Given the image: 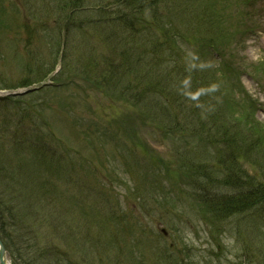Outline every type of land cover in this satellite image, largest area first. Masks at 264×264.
<instances>
[{"label": "rangeland", "instance_id": "rangeland-1", "mask_svg": "<svg viewBox=\"0 0 264 264\" xmlns=\"http://www.w3.org/2000/svg\"><path fill=\"white\" fill-rule=\"evenodd\" d=\"M45 1L55 12L54 14L48 13L47 15L44 13L42 4H37L38 0H0V20L4 16V23L7 24L5 32L0 34V83L3 87L13 85L18 83L21 78L27 77L29 72L37 71V68L31 65V61L36 58L37 53H47L46 49L48 45H51V40L55 44V39L60 37L57 23L68 25L71 22L69 26L74 25V28H72L74 31L69 35L67 41L68 53L70 54L67 63L70 68L61 70V73L55 78V83H60L63 89L60 93H56L57 96L54 97V101L51 100L52 107L49 110L44 105L38 107L42 103L41 101L46 100L44 104H50L46 95H51L52 92L48 90L39 94H32L24 99V101L26 100L25 106L33 103L39 112L43 114L44 120L36 122L42 127V133L51 134L61 149L65 145L70 149L81 151L69 155L71 159L69 160L76 170L71 174H75L73 178L75 177L77 180V190L74 191L73 189L70 192L78 195L83 200L94 198L99 192L103 193L106 201L98 200V203L109 212L110 216L114 217L116 222L119 221L120 223L117 226L118 236L115 241L112 242L104 236L100 240L97 248L98 252L91 249L87 251L88 253L84 250L83 244L80 243L81 252L73 255V262L75 264H126V262L127 264H133V259H135L137 253L134 251V246L137 243L136 239H138L137 234L140 230L149 229L153 235L164 231L162 235L168 239L167 243L175 241L176 233L180 231L179 236L183 240L178 239L180 242H175V244L181 248V253L177 252V254L184 259L186 264H234L238 252L235 244L237 230L247 220L249 225L255 222L256 215H253V209L251 217L247 214L250 208L243 212L247 217H232L222 222V226H217L221 230L220 233H222L218 244L217 241L211 238L204 226L202 217L199 215L201 213L200 209L197 206L192 208V204L196 201L186 196L189 192L196 193L192 187L196 188L197 185V183L194 184V178L190 177V181L188 180L189 186H183L182 184L186 185L188 181L178 178L179 175L176 179L170 175L174 178L172 186L176 188H173L171 183L158 178L159 169L150 163V159L155 160L158 158L160 161L170 164L175 163L178 159V151L185 149L188 154L202 153L208 144L204 142L202 147L200 143H196V140L190 137V130H196L200 133L202 131L214 142L219 140L223 131L234 130L235 125L239 128L247 127L248 132L253 133L255 137L261 135L256 131H261L262 128L249 121L245 123L242 114H238L237 118H234V111L229 107L231 102L226 94L230 90L223 89L225 88L223 85L224 78L228 75L223 67L225 64L230 63L243 65L241 68L248 65L249 68L253 69L251 62H257L260 55L264 57V32L259 30L258 26L253 25L255 31L262 34L255 37L251 33L246 38L245 34L239 37L234 33L228 40L229 42L232 40L234 43H230L229 48L226 46L222 49L215 44L219 41L217 38H214L215 42L210 43L212 36H219L218 32H211L210 27L212 30H216L219 26L223 34V26L216 19H209V16L204 14V11H208V5L217 4V0H168L167 9L170 12H163L160 20V23H164L163 27L154 26L155 19L153 17L148 18V24L144 22L147 27L143 28V33L137 39V42L143 45L144 48L139 50L138 47L129 46L126 43L124 45L116 44L113 40H107L106 42L107 28L106 24H102L106 20L102 19L103 16H113L110 13V11H113L112 9L120 8V10L127 13L126 10L134 6H125V2L120 0L117 5L113 6L114 8L102 7L96 0H88L85 4L81 1L78 10L84 12L67 18L62 13L64 9L65 13H68L71 6V4H65L68 3L67 0ZM111 1L113 2V0ZM92 6H95V8L93 9ZM173 6L177 10L171 11L170 8ZM133 10V12H136V9ZM196 11H198V14L195 16L194 22ZM231 11L233 12V10ZM200 15L203 17L200 18ZM171 16L174 21H171ZM90 17L93 20L98 18L92 27L91 23L86 24ZM208 19L209 21H207ZM34 21H37V25L32 32L24 33L23 29L19 28L22 23L26 22L33 29ZM1 25L3 24L0 23V27ZM224 25L230 29L236 27L232 19ZM162 34L166 36L179 35L177 36L178 40L176 39L177 41L173 45L174 47L165 48L161 46L158 48L160 44H157L156 47L154 46V50L148 51L147 54L145 53L146 55L143 54L150 49L146 40L151 36ZM227 38L229 37L227 36ZM132 42H135V40L131 41L130 44ZM211 44H215V46L211 48L213 46ZM206 45L210 50L215 51H211L212 57H207L205 62L200 63L202 67L211 70L210 75L202 76L198 74L190 80L184 76L174 77L173 80L180 81V83L177 82L176 85H173L174 87L170 90V93L163 94L165 103L164 101L162 103L160 93L154 94L153 92L152 99H150L151 93L145 91L139 97L144 88L152 83H154V88L157 84L158 89L162 90L164 75L169 72V75L175 76L180 75L179 71H188V68H200L197 63H193V60L198 59ZM87 47H89L88 49L94 47L98 53L90 55L84 49ZM142 49H145V51L142 52ZM175 51L184 53L185 60L179 66V71L173 73L174 67L172 66L181 63L180 55L176 54ZM116 53L120 57L115 56ZM104 55L113 61L112 67L109 65L108 60H104V63L99 59ZM152 55H156V62L161 64V67L158 69L157 66L150 70L153 74V81L150 83L146 82L148 79L143 80V72H141L143 76L130 77L136 81L135 86L138 88H135L132 104L129 108H127L128 103L118 100L119 95L117 93L109 96L111 95L110 91L102 92V87L93 85L91 77L87 78L86 81L82 79L81 71L86 72L81 67L83 61L93 60L95 63H100L99 70L105 69L104 64L109 68L116 69V65L117 67H124V65L134 67L131 62H137L145 56L152 57ZM48 57L46 56L47 60ZM138 68L136 70L131 68L130 71H137ZM101 73L99 78L105 76L106 72L101 70ZM47 80L51 81L49 78L45 79V81ZM241 82L246 90L250 89V92L254 95L257 94L258 88L257 90L253 88L255 82L249 76L244 75L241 77ZM36 85L38 84L36 83ZM225 86L232 90L236 89L230 81H226ZM102 93H105V95ZM138 106L140 111L153 113V116L160 113L162 122L154 121L152 124V119L148 120L143 116V121L150 123V126L149 124L139 126L141 137L147 141L143 143L147 145L144 146L145 149L139 146L138 151H135L136 154H133L130 159L131 155L128 157L125 151L120 153L121 148L118 144L125 140L126 133L133 129L135 118L140 112L139 109H135ZM3 108L5 106L0 105V120L7 111ZM257 119L261 122L260 125L263 126L264 108H260L257 112ZM157 122H161L158 123L160 124L159 129L152 126ZM122 130L125 132L123 135L121 134ZM5 138L8 137L0 131V141L5 140ZM219 147L222 148L225 145L220 144ZM208 155L209 160L215 161L218 155L217 147L211 148ZM191 158L193 157L191 156ZM200 159H202V156L193 158L195 161ZM170 166L172 167L173 164ZM253 166L254 169L249 171V174L255 178L259 175L261 177L260 169L256 165ZM149 169L151 172L148 171ZM1 176L3 180L0 182V194L4 191V188L6 191L7 187L9 190H12L10 188L13 187L10 185L11 182L6 181L5 178L7 177L3 176V173H1ZM152 182L157 184L160 189L163 187L162 190L163 192L165 190L166 193L163 196V201L160 197L159 205L155 204L154 206V197H149V195L152 193L155 196L156 193L154 194L153 190L157 189L155 187L149 189L150 191L147 189ZM141 185L149 193L146 194L144 202L139 203L135 200L133 191ZM102 201L105 204H102ZM138 217L141 218L142 225L136 222ZM260 221L258 220V222ZM78 222L81 223L80 218ZM128 225H132L134 228H128ZM122 228L124 229L122 230ZM177 229L179 230L177 231ZM252 229L255 230L256 227L252 226ZM12 231L10 229V232ZM39 231L40 236L45 234L43 230ZM94 232L95 230H91L90 233L93 234ZM100 234L101 236L104 235L103 232ZM24 240L29 242L28 237H25ZM159 243L155 244L156 247L153 249L161 256L159 259L167 260L168 264H176L178 255L166 249L165 244L158 245ZM14 244L18 248L24 247V243L16 241ZM182 247H188V253ZM68 254L72 256L70 252ZM152 257L149 256L148 261L152 260ZM9 258L12 264H16L10 253ZM155 259L159 260L158 258ZM44 261L43 259L39 260L41 264ZM34 264H37L36 260Z\"/></svg>", "mask_w": 264, "mask_h": 264}, {"label": "trees", "instance_id": "trees-1", "mask_svg": "<svg viewBox=\"0 0 264 264\" xmlns=\"http://www.w3.org/2000/svg\"><path fill=\"white\" fill-rule=\"evenodd\" d=\"M76 6L77 1L72 2L70 9L67 8L71 13H65V9L62 13L64 15L67 14L66 17L69 18L78 8ZM58 29L61 30V26H58ZM63 29L65 30L64 33L66 37L73 31V29L70 30L69 27H64ZM25 31L29 32L31 29L25 26ZM55 44L58 46V42H55ZM56 48L58 49L57 52H59V46ZM84 49L86 50V48ZM51 50L54 49L51 48ZM151 50H154V46L149 50L145 51V49H142L141 51H145L143 54H147V52H151ZM88 51L90 54H93L91 53L92 50ZM63 53H65L64 58L70 55L68 53L67 41L66 44L64 43ZM156 59L157 57L155 55L150 58H141L137 62L130 61L131 65L134 67L125 65L124 67H117L116 65V69L109 68V66L104 64L105 69L101 70L106 72L105 76L96 78L93 83L95 86L105 89L109 87L114 89V87L125 83L120 87L130 90L134 86L128 78L143 76L141 72L144 74L143 80L145 81L148 79L147 82L150 83L153 81V74L150 70L157 66L158 69L161 67L159 63L156 62ZM103 61L104 59L102 62ZM46 63L47 62L42 65L40 63H33L32 66L37 67V73L31 71L28 73L27 77L21 78L18 83L5 87L0 83V87L4 89H13L16 87L29 86L41 81L54 68L53 66L51 68H46ZM94 64L99 68L100 63H95L93 60L83 61L81 67L87 70V73L89 71L88 69L94 71ZM109 65L112 67L113 63L109 62ZM41 66L45 69L41 68ZM131 68L134 70L138 68V70L130 71ZM203 71L206 76L211 74L209 70ZM100 74H102L101 71ZM188 74L190 76L188 79H192L196 76V73L192 71H189ZM86 75L88 76V74ZM181 76L186 78L183 73ZM165 77L169 78V75H165ZM175 82L180 83V81ZM145 91L151 93L150 99H152L153 92L154 94H159L158 86L156 84L154 88V83L144 88V91L139 97L143 95ZM133 94V91L126 93L128 97H132ZM17 108H24L22 101ZM136 108L139 109V106ZM140 112L146 119L151 120L153 113H148L147 111ZM25 113L26 112H20V115L18 113L10 115L14 117L12 119V124L16 125V127H2L4 133H8L10 137L0 141V182L3 180L1 176V173H3V176L8 178H5L6 181L11 182L10 185L13 187L10 188L12 190H9L7 187L6 191L4 188V191L0 194V239L11 256H13L16 264H34L35 260L37 264H41L39 262L40 259L45 260L42 264H74L72 256H69L68 252L73 255L79 241L77 236L74 235L75 231L73 230L75 228L73 226L69 228V226L65 224L67 221V218H65L66 212L70 217L74 214L70 208V204H67L68 191L65 189L68 188V186L74 185L71 175L68 174L70 173L69 168L65 165L69 164L66 161L68 159L58 153L54 141L50 140L46 135H43L38 127H35V129L30 128L28 131L27 129L19 131V126H24L26 120L27 123L32 121V117L30 115H24ZM154 117L156 121H162L160 113H158V115L154 114ZM143 120V118H139V122H142L143 126L147 124L150 126V123ZM154 121L155 120L152 121V124ZM152 126H155L157 129L160 127V125L157 124ZM135 131L137 130H132V132ZM194 133L197 132L191 130V134ZM19 136L21 137L18 138ZM128 146L130 148L129 151L133 152L139 149V146L144 148L145 143L137 139L130 141ZM128 154L130 153L128 152ZM158 162V158L155 160L150 159L152 165ZM17 182L19 184H16ZM263 187L264 186H256V189L250 191L248 194L238 197L237 201L235 200L236 198L232 200L226 197L227 199L220 200V198L214 197L215 200L212 201L203 200V204L205 205L207 203V207L210 210L209 214L216 216L232 212L236 209L240 211L241 208H246L248 205L251 207H254V205L258 207L260 205L264 209ZM239 204L242 205V207L239 208ZM39 217L41 218L39 219ZM79 227L80 223L76 225V229ZM10 229L13 231L10 232ZM39 230H43L45 234L40 236L41 233ZM56 236H58V238ZM25 237L29 238V242L24 240ZM16 241L24 243V247L18 248L15 246L14 242Z\"/></svg>", "mask_w": 264, "mask_h": 264}, {"label": "water", "instance_id": "water-1", "mask_svg": "<svg viewBox=\"0 0 264 264\" xmlns=\"http://www.w3.org/2000/svg\"><path fill=\"white\" fill-rule=\"evenodd\" d=\"M5 257H6V252H5V249L3 248V246L0 242V262L2 264H7L5 261Z\"/></svg>", "mask_w": 264, "mask_h": 264}]
</instances>
